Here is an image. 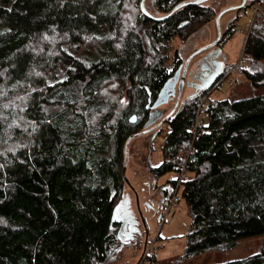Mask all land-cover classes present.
Here are the masks:
<instances>
[{
  "label": "trees",
  "instance_id": "trees-1",
  "mask_svg": "<svg viewBox=\"0 0 264 264\" xmlns=\"http://www.w3.org/2000/svg\"><path fill=\"white\" fill-rule=\"evenodd\" d=\"M139 1L0 0V264H109L125 245V219L114 217L125 140L183 62L171 41L217 14L209 0L157 21ZM181 1L151 0L148 10L160 16ZM234 29L228 23L218 47ZM241 59L250 85L264 86V13ZM204 94L166 120L162 160L148 173H175L164 195L184 175L183 259L260 236L256 253L217 264H264V93L208 99L193 136Z\"/></svg>",
  "mask_w": 264,
  "mask_h": 264
},
{
  "label": "rangeland",
  "instance_id": "rangeland-1",
  "mask_svg": "<svg viewBox=\"0 0 264 264\" xmlns=\"http://www.w3.org/2000/svg\"><path fill=\"white\" fill-rule=\"evenodd\" d=\"M205 4L212 7L218 14L231 4L239 5L240 0H211ZM145 7L147 10L148 7L151 8V0H146ZM254 17V11L250 5L227 14L224 23L234 21L235 29L232 36L227 38L220 47L219 60L223 62V66L227 67L219 76L223 81L222 85L220 84L219 88L212 86L209 89L194 86L193 73L197 70L202 55L208 52V50L202 51L189 62L176 108L188 96L200 90L206 92V101L222 98L236 100L264 93V86L252 87L240 68L245 64V60L241 59L242 51ZM214 19L197 29L187 40L183 41L176 37L171 41L172 48L178 49L183 61L193 51L216 39ZM223 28L222 26L221 36ZM218 43L215 46H218ZM228 79L233 81L227 83L230 81ZM175 92V96L159 106L162 116L175 105L177 89ZM201 117L204 118V111L201 112ZM167 131L168 124L165 121L156 129L134 137L129 142L125 175L130 185L125 182L122 197L114 208V217L125 219V223L123 222L125 245L109 264H217L256 253L261 246L260 236L242 238L231 250L211 249L189 259L182 258L187 243L189 208L184 200H180L176 207L169 212L166 210L170 188L168 187L165 195L162 189L167 186L166 180L174 178L175 173L169 172L158 178L148 173L149 164L156 166L162 160L161 144ZM262 148L259 149L260 158H264ZM186 175H189L188 172ZM136 195L138 196V207Z\"/></svg>",
  "mask_w": 264,
  "mask_h": 264
},
{
  "label": "water",
  "instance_id": "water-1",
  "mask_svg": "<svg viewBox=\"0 0 264 264\" xmlns=\"http://www.w3.org/2000/svg\"><path fill=\"white\" fill-rule=\"evenodd\" d=\"M207 1H209V0H184V1H181V2L177 3L167 13H165L163 15H160V16H157V15L153 14L152 12H150L149 10L146 9V7H145L146 0H140L139 1V7L141 9V12L144 15H146L147 17H149V18H151L153 20L161 21V20H164V19L168 18L169 16H171L178 8H180L182 6H186V5H189V4H201V3H205ZM242 2H244V3H241L239 5H235V6L231 7V9L238 10V9L242 8L245 5V3L248 2V0H242ZM224 10L220 11V13L224 12ZM219 14L216 16V18H218L220 16ZM220 38H221V30L219 29L218 33H217V37H216V39L213 42H210L207 45H205L204 47L196 49L195 51H193L182 62V64L177 68V70L174 73L173 77L177 76L179 78V82H178V85L176 87L175 86L173 87V96H175V94H176L175 90L177 89V95H176V100H175L176 103L173 106V108L168 113H166L163 116H162V114H160V116H159L160 120L157 123L153 124L155 119H150V120L146 121L143 124L142 130L137 131L135 133H132L126 138L125 143H124V160H123V164H122L121 173H122L123 179L129 185H130V183H129L128 179L126 178V175H125V168H126V164H127V160H128V145H129L130 140L133 139L134 137L146 134V133L156 129L162 123H164L175 112L176 105H177V103L179 101L180 94H181V86L184 85L185 75H186V72H187V69H188L189 62L192 60L193 57L198 55V53H201L202 51H205V50H208V52L206 53L205 57H212L213 60L218 63L219 70H218V73L214 77L211 78L209 83H207L206 85H202V86L200 85L197 88L209 89L212 86V84L217 80V78L223 72V62L221 60H218V57L221 54V49H220V47L215 46V45H217L216 43H218L220 41ZM202 49H204V50H202ZM166 86H167V83L164 85V87H166ZM161 92H162V90L159 91L156 100H158V98H160ZM156 100L153 102V106H155V107L158 104L161 103V102H157ZM149 104H150V98H149L148 106H149ZM131 120L132 121L135 120V115H132ZM135 198H136V204H137V207H138V196L136 195ZM122 228H123V226H121V229ZM121 246H122V244H120V247ZM144 248L146 249V247H144Z\"/></svg>",
  "mask_w": 264,
  "mask_h": 264
},
{
  "label": "flooded vegetation",
  "instance_id": "flooded-vegetation-1",
  "mask_svg": "<svg viewBox=\"0 0 264 264\" xmlns=\"http://www.w3.org/2000/svg\"><path fill=\"white\" fill-rule=\"evenodd\" d=\"M205 55H202V58L200 59L197 65L198 68L195 71V73H193V80H194L193 83H194V86L196 85L197 87H199L200 85L202 86V85H206L207 83H209L211 78L214 77L218 73V70H219L218 63L214 61L212 57H205ZM218 60H219V57H218ZM178 82H179V78L177 76L175 77L172 76L168 85L164 87V90L161 92L160 98L156 100V97H155L154 99V101L156 100L157 102H161V103L155 107L153 106L154 101H152V104L146 107L147 109L146 121L150 119H155V121L153 122L154 124L156 123V121L160 119L159 116L161 114V111L159 109V106L163 104L165 101L172 98L173 87L174 86L176 87L178 85ZM123 222L125 223V221Z\"/></svg>",
  "mask_w": 264,
  "mask_h": 264
},
{
  "label": "built area",
  "instance_id": "built-area-1",
  "mask_svg": "<svg viewBox=\"0 0 264 264\" xmlns=\"http://www.w3.org/2000/svg\"><path fill=\"white\" fill-rule=\"evenodd\" d=\"M251 3H252L251 8L254 11V16L257 15L258 13H264V0H251ZM228 80L230 81H228L227 83H231L233 81L232 79H228ZM222 83L223 81L218 77L217 80L212 84V86L213 88L219 87L222 85ZM206 103H207L206 94H204L202 98L200 99V102L197 108L194 126L192 127L193 136H195V134L197 133L198 126H201L203 124V120L200 117V114H201V111L205 108ZM190 151H191V144L181 152V156L184 158V160H186ZM183 178H184V175L182 173L179 174V176L176 179L175 186L170 187V190H169L170 192H168L169 195L167 196V201H166V210H168V212L172 208L176 207L179 201L182 199L180 190L178 187Z\"/></svg>",
  "mask_w": 264,
  "mask_h": 264
},
{
  "label": "crops",
  "instance_id": "crops-1",
  "mask_svg": "<svg viewBox=\"0 0 264 264\" xmlns=\"http://www.w3.org/2000/svg\"><path fill=\"white\" fill-rule=\"evenodd\" d=\"M241 2H242V0H240V4H241ZM238 5V4H237ZM233 6H235V4H231V5H229V7H227V9L226 10H224L225 12H222V13H218L220 16L218 17V18H216V16L218 15H216L215 16V19L213 20L214 21V23H215V35H216V37H217V33H218V30L220 29L221 30V28H222V26L224 27L223 28V30H225L226 28H227V25H228V22L225 24L224 22H225V20H226V16H227V14H229V13H231V12H233V11H237V10H235V9H231V7H233ZM229 10H233V11H229ZM239 10V9H238ZM228 18V17H227ZM233 20V19H232ZM232 24H235V22H233L232 21Z\"/></svg>",
  "mask_w": 264,
  "mask_h": 264
}]
</instances>
